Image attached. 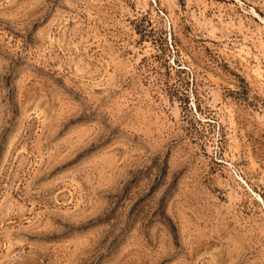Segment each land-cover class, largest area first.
Segmentation results:
<instances>
[{
  "label": "rangeland",
  "instance_id": "obj_1",
  "mask_svg": "<svg viewBox=\"0 0 264 264\" xmlns=\"http://www.w3.org/2000/svg\"><path fill=\"white\" fill-rule=\"evenodd\" d=\"M0 264H264V0H0Z\"/></svg>",
  "mask_w": 264,
  "mask_h": 264
}]
</instances>
